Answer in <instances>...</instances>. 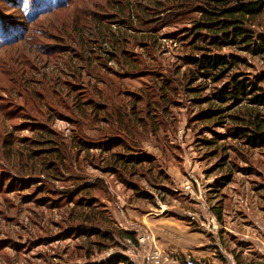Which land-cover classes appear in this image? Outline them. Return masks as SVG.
Here are the masks:
<instances>
[{"label": "rangeland", "instance_id": "obj_1", "mask_svg": "<svg viewBox=\"0 0 264 264\" xmlns=\"http://www.w3.org/2000/svg\"><path fill=\"white\" fill-rule=\"evenodd\" d=\"M54 1L59 0H0V264H99L113 254H121L134 264L135 259L127 256L123 247L127 239L118 238L106 220L115 230L135 231L140 227H135L132 215L156 212V206L160 205L164 207L163 213L168 211L163 215L184 220L190 232L205 233L207 242L217 245L216 249L210 248L209 258L201 261L237 264L231 250L242 249L240 255L246 253L242 261L253 264L246 258L253 256L257 248L255 240L264 237V148H250L241 140H234L227 133L231 125L213 128L220 136L216 148L201 150L198 146L197 139L209 141L212 136L204 123L198 121L199 112L205 110V106H195L186 89L202 90L195 98L211 97L214 89L224 82L194 80L193 70L183 69V56L180 62L176 60L182 52L179 45L187 42L181 37L188 25L181 23L160 32L157 53L165 51V54L158 57V66L148 62L156 60L155 49L125 47L132 53L138 52L133 54L138 60H133L130 54L127 57L142 64L143 69L168 72L166 79L175 91V95H167L166 103L169 99L173 103L167 111L162 112L159 106L151 112L156 117L153 120L159 123L154 131L139 106L120 107L118 100L125 97L113 94L128 90L127 84L146 90L147 81L152 83L150 79L122 80L123 87H118L119 80L113 79L115 87L107 83V89L101 84L107 81L106 77L99 73L88 77L83 73V67L103 58L108 49L95 37L102 25L98 27L89 22L92 19L87 18L93 17L89 11L87 18L82 19L87 23L77 25L74 15L63 14L66 10L42 15ZM119 1L116 3L121 7L128 5L136 10L132 15L133 23L144 2ZM137 1H141L140 6L135 4ZM93 10L96 11L91 8ZM64 21L66 26L61 31ZM50 24L56 27L51 28ZM71 29L74 38H69ZM80 29L94 36L85 37L80 43L76 37ZM170 35L176 36L179 45L173 46ZM192 45L190 43L189 47ZM184 51L189 52L186 48ZM97 67L103 69L102 64ZM240 71L247 77L258 76L264 80V56L248 58ZM188 79L190 82L186 84ZM65 82L75 85L63 89ZM69 87L71 91H79V95L88 94L93 101L100 100L112 108L91 111L81 99L72 105L64 96ZM262 87L264 89V83ZM154 99L151 96L147 103L143 100L139 105L143 108ZM261 112L264 115V110ZM116 113L121 114L118 130L113 128ZM141 118L144 120H139ZM107 133L113 138H108ZM115 141L122 148L132 147L134 154L151 155L154 173L166 172L162 160L155 155L159 151L180 162L185 153L190 161L184 159L185 166H182L196 171L198 176L184 172L188 182L181 187H176L169 175V180H161L163 202L167 204L159 198L150 199L151 196L150 200H143L137 194H149L145 192L149 184L139 176L130 178L129 173L128 176L108 173L110 154L106 151L114 148ZM2 142H11L12 148L5 149ZM210 150L215 154H208ZM222 170L233 176L226 188L216 194L211 189ZM123 180L136 189L123 185ZM84 188H88L87 195L79 193ZM89 200L93 208L81 206V202L88 204ZM213 207H221V222L214 216L217 209ZM94 226L113 232L117 245L97 251L91 244L99 241L91 231ZM223 248L227 249V254L220 250Z\"/></svg>", "mask_w": 264, "mask_h": 264}, {"label": "trees", "instance_id": "obj_2", "mask_svg": "<svg viewBox=\"0 0 264 264\" xmlns=\"http://www.w3.org/2000/svg\"><path fill=\"white\" fill-rule=\"evenodd\" d=\"M112 1L59 0L54 1V4L42 13V15H52L66 10L63 14L71 13L74 15L75 24L77 25L78 22L87 23L82 19L87 18V12L89 11L93 15L91 18H87L92 19L89 22L98 27L102 25L100 31L95 32V37H98L100 42L106 45L108 49L104 52L103 58L94 62L93 65L90 64L91 66L87 68L86 66L83 67V73L87 74L88 77L97 76L95 75L97 73L106 77L107 81L103 80L104 82L101 84L107 89V83H110L111 88L115 87L113 79L119 80L118 87H123L120 83L122 80L132 82L136 79L149 78L152 83L147 81L146 90L142 87L135 88L127 84L128 90L115 91L113 94L125 97V99L119 98L120 107L131 104L139 106L141 112L144 113V118L147 119L146 123L154 131H157L159 123L153 120L156 117L151 112L158 110L159 106H162V112L167 111L173 105L170 99L166 103L167 95H175L174 89H171V85L166 79L168 72L143 69L142 64L133 61L134 59L138 60V57L133 55L135 52L132 53L130 49H125V47H136L140 50L155 49L156 60L149 59L148 62L155 63L158 66V57L165 54V51L157 53L160 46V32L165 28L178 26L181 23L187 24V31L181 37L185 38L186 44L179 45L176 36L170 35L173 46L177 43L182 48V52L176 56V60L180 62V56H183V60H181L183 69L188 67L193 70L194 80L202 78L203 81L213 83L224 82L220 87L214 89L215 92L211 97L195 98L198 94H201L199 92L202 90L190 89L189 87L186 89L192 95L195 106H205L206 109L199 112L198 121L204 123V128L212 136L211 140L217 139L215 141L197 139L198 146L201 150H208L212 146L216 148L220 144L218 140L220 136L212 131L213 128L231 125V131H227V133L234 140H241L243 144L250 148H264V115L261 112V110H264V89L262 87L264 80L258 76L247 77L246 73L240 71V68L247 64L248 58L258 59L264 56V0H142L144 2L142 6L144 7H139L140 13L133 23L132 15L136 10L128 5L121 7L117 4L120 3L119 0H114L115 3ZM145 2H148V5ZM135 4L140 6L141 1H137ZM91 8L96 11H91ZM97 16L109 18L100 20L96 18ZM137 22L139 23L138 26L135 25ZM49 26L51 28L56 27L54 24ZM65 26L66 22L64 21L61 31H64ZM80 30L81 32L78 30L76 33L80 43L85 37L91 38V36H94L91 35L92 33L88 35L82 29ZM73 32V29H71L69 38H74L72 36L74 35ZM190 43H193L191 47H189ZM184 48L188 49L189 52L185 53ZM223 50H231V52L224 53ZM127 54L134 56L133 60L129 59ZM135 54H138V52ZM99 64L103 65V69L99 70L97 67ZM173 72L175 77L178 78L175 70ZM189 82L188 79L186 84H189ZM67 85L75 84L65 82L62 88L67 89ZM129 87L132 89L129 90ZM79 94V91H71L69 87L64 96L71 101L72 105H75L81 99L84 106L90 107L91 111H108L109 108H112L111 105L109 106L100 100L93 101L88 94ZM151 96H154L156 100H150L152 102L144 104V107L141 108V105H139L142 104L141 101L149 100ZM98 98H101L100 95ZM119 115L121 114L116 113L117 121L113 127L116 130L121 124ZM107 136L113 138L109 133H107ZM116 139L121 140L120 138ZM115 143L112 150L116 152L106 151L107 154H110L109 166L107 167L108 173L119 172L125 176H128L129 173L130 178L139 176L149 184V188L145 192L150 195H144V193H138L137 195L143 200H147L151 196L150 199L155 197L163 201L165 194H162L161 180H169L166 172L163 173L158 170V173H154V160H152L151 155L134 154L132 147L126 149L122 148L120 143ZM2 145L7 150L12 148L11 142H2ZM208 154L214 155L215 151L210 150ZM144 168L145 172L143 171ZM216 171H219V169H216ZM223 172V170L219 172L221 176L211 192L218 194L231 181L233 175H227ZM207 175L210 176V174ZM123 182H125L122 183L123 185L136 189L135 185L133 187L127 181L123 180ZM79 193L87 195L88 188L80 190ZM91 200L88 201V204L81 202V206L93 208ZM213 209H217V211H214V216L217 221L221 222V207H213ZM106 221L110 230H113L118 238L136 241L134 233L115 230L110 226L108 220ZM93 222L94 220L90 224ZM91 231L96 234L99 240L96 243H91L97 251H105L111 244L117 245L113 232L101 231L99 227L95 226L94 228L91 227ZM234 259L237 261L238 255H235ZM99 264L132 263L129 258L121 254H113Z\"/></svg>", "mask_w": 264, "mask_h": 264}, {"label": "crops", "instance_id": "obj_3", "mask_svg": "<svg viewBox=\"0 0 264 264\" xmlns=\"http://www.w3.org/2000/svg\"><path fill=\"white\" fill-rule=\"evenodd\" d=\"M155 155L158 159L162 160L166 174L171 177L176 187L178 186L181 187L187 184L188 180L184 175V172L190 170H185L184 159H187L188 161H190V159L185 157V153L182 154L181 156L182 158L181 162L178 159L174 161V158L166 157L160 151ZM182 164H184V166H182ZM190 172L192 174L191 176L193 177L198 176L196 171H190ZM162 203L167 204L163 201ZM163 208H164L163 205H160V206H156L157 209L156 212L155 210H151L146 214L141 211L143 214L135 213L132 215V217L139 223L138 224L136 221H134L136 223L135 227L139 226L140 228L136 229L135 231L131 230L130 232L137 234L135 238L136 245L138 243V239L140 238H143V244L140 245V248H137L139 246L138 244V246L135 247L136 251L135 250H134L135 252L133 250L130 251L129 256H132L133 259L139 261L141 264H145L142 262V259H144L147 256L144 250L155 248L160 252L176 253L179 255H189L197 260H204V258H209L210 248L213 247L216 249L217 245L215 243H208L207 236L205 233L198 235L192 231L190 232L189 231L190 229L185 224L186 222L184 220L182 219L177 220L168 215H163L168 213V211L163 213L161 210ZM165 208H169V207L165 206ZM121 226L123 225L121 224ZM258 239L255 240V245L257 248L255 252L251 254L254 257L253 256L247 257L246 255L247 257L246 259L249 258V260H252L251 262H253V264H264V237ZM220 250L224 251L226 254L228 253L226 248ZM242 253H243L242 249L231 250V254L233 257H235V255H238V260L237 261L235 260L237 264H246L245 260L242 261L243 255L246 253L244 252L243 255H240Z\"/></svg>", "mask_w": 264, "mask_h": 264}, {"label": "built area", "instance_id": "obj_4", "mask_svg": "<svg viewBox=\"0 0 264 264\" xmlns=\"http://www.w3.org/2000/svg\"><path fill=\"white\" fill-rule=\"evenodd\" d=\"M139 244H143V238L138 239L137 245H134L131 240H125L123 242V247L125 248V252L127 256L130 255V251H134ZM136 251V250H135ZM134 251V252H135ZM140 251V250H139ZM133 252V253H134ZM144 252L147 256L142 259V262L145 264H207L201 260L194 259L189 255H179L176 253H166L160 252L155 248L146 249ZM134 264H141L139 261H133Z\"/></svg>", "mask_w": 264, "mask_h": 264}]
</instances>
